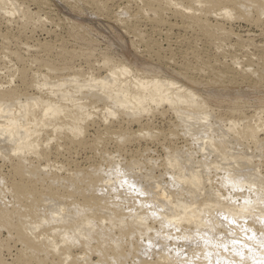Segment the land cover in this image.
<instances>
[{"label": "rangeland", "instance_id": "374dc122", "mask_svg": "<svg viewBox=\"0 0 264 264\" xmlns=\"http://www.w3.org/2000/svg\"><path fill=\"white\" fill-rule=\"evenodd\" d=\"M2 1L8 11L0 13V92L7 93L5 98L20 96L25 102L29 96L38 97L37 84L44 82V77L40 76L52 81L59 76L70 78L72 75H78L80 81L91 76L101 79L115 66L126 68L129 76L143 81L153 78L171 80L194 92L199 102L205 104V113L210 116L207 124L222 134H215L216 137H224L223 134L228 133L225 141L233 138L228 140V145L231 144L236 153L251 150L247 154H253V161L261 163L259 171L264 176V149L259 148L260 145L254 147L255 144L245 141L246 138L238 137V142L235 134L227 131L232 120L242 121L240 127L252 122L250 126L264 123V1L260 0V4L255 5L250 0H239V3L236 0V8L235 3L232 4L235 10L230 13L223 10V13L218 11V5L221 8L225 4L222 0L221 5L216 3V9L215 3L211 5L217 13L207 15L205 22V19L196 22L184 14L192 5L193 9H198L187 0H172L171 5L165 0L161 3L157 0H0V8L3 7ZM242 3L246 8L240 6ZM98 105V112L96 108L88 107L89 112L93 111L91 117L79 129L61 127L56 131L48 129L43 134L36 150L45 156L42 164L23 166L18 164L21 153H12L8 148V151H0V264H138L147 249H116L96 244L87 251L82 247L81 239L70 247V257L66 259V247L61 246L60 252L56 253L45 242H32L30 231L23 227L27 221L24 217L38 207L45 209L46 206L43 212H48L47 203L44 205L42 202V193L63 202L66 209L69 206L65 213L75 215L66 216L63 212L67 218L78 217L77 212L82 211L76 210H83L81 205L102 206L99 199L105 200L102 194L109 192L99 193L101 187L96 183L106 176L104 171L111 162L107 155L114 156L117 168L128 170V175L135 179L142 174L143 177L136 180L141 179L138 182L143 185L146 172H152L154 177L163 174L165 176L160 179L170 181L168 174L172 171L165 169L167 149L173 150L172 153L175 150L181 152L177 157L182 161L189 158L186 154L191 155L193 161L208 154V149L202 152L197 144H191L192 136L187 133L191 123L198 121V127L203 125L202 115L195 118L197 121L193 119L190 124H183L176 120L170 107L163 104L136 117L116 109L115 117L110 116L106 120L103 114L107 111L103 110V113V105ZM223 126L228 129L222 130ZM240 127L235 130L241 131L243 127ZM258 133V139H264V128ZM240 140H244L242 144L246 145L243 148ZM26 155L31 159L34 154L26 152ZM142 160L143 165L139 163ZM44 166H47V173L41 170ZM150 166L155 167L154 171ZM100 168L106 169L101 172ZM129 169H133L134 174ZM210 173L212 177L222 174L216 171L214 175V170ZM45 174L50 178L59 174L65 179L57 178L42 186L38 179L41 176L45 178ZM39 187L44 189L39 190ZM10 195H13L12 200L8 198ZM121 198H129V194H109L107 201L118 204L122 202ZM75 202L80 204V208L72 206ZM41 229L43 231L44 228ZM130 232L131 228H127L124 234ZM134 239L132 243L136 244ZM99 250L105 257L115 256L117 260L111 262L104 258L101 261L96 254ZM83 254L87 261L77 259Z\"/></svg>", "mask_w": 264, "mask_h": 264}, {"label": "bare ground", "instance_id": "6f19581e", "mask_svg": "<svg viewBox=\"0 0 264 264\" xmlns=\"http://www.w3.org/2000/svg\"><path fill=\"white\" fill-rule=\"evenodd\" d=\"M157 1L161 3V1L163 0ZM165 1L170 5L172 4V0ZM189 1L196 5L198 9H193L194 6L192 5V7L188 8L190 11H187L186 9L184 11V14H187L188 16L190 15V17H192V19H194L196 22H201L204 19L205 22V17H208L207 15L213 16V14L217 13V11L214 9H216L215 7L218 3H220L221 5V3H223L224 1L225 4H222L223 6L221 8L218 5V11L222 10L220 12H223L224 10L226 11V13H230L235 10L233 9L234 5L232 7V4L235 3V8L237 4L236 0H214L215 2L213 0H187V2ZM244 1L249 2V0ZM262 1L264 0H261V2ZM6 2H8V0ZM250 2H253V4L255 5L256 3L260 4V0H250ZM214 3L217 4L214 6L213 9V6L211 7V5H214ZM11 4H14L13 1ZM174 4L175 3H173V5ZM177 4H179V2ZM2 5L3 7L0 8V13H7V6H4L3 1ZM255 5H253V8H255ZM240 6L242 8H246L244 3L240 4ZM257 8L259 9L260 5H258ZM261 9H263V7ZM12 65L14 64L12 63ZM114 68H116V66L110 68L107 76L101 79L94 78L93 76H91L87 79L85 78L83 81H80L78 75H72L73 77L71 76L70 78H66V76L65 78H61L59 76L60 78L57 77L56 81L49 80L45 76H40L44 77V82H41V84H37V89L40 93V97L27 96L30 99L27 98V100H24L25 102L21 101L20 96L16 97V99L5 98V95H7V93L0 92V104L5 106V113L7 114V116L15 120L22 121L21 130L17 133L15 138L5 137L3 133H0V151H3V149L7 150L8 148V150L12 153H21L22 156L19 154L20 158L18 157V164H22L23 166L42 164L45 159L44 155L36 153L32 156L31 159H29V157L26 155V152L21 151V149L26 148L29 144H36L38 148L41 144L43 134H46L48 132V129H51L52 131H56L61 127H67L76 130L79 129L80 126L83 125L91 117L90 113L92 114L93 111L91 110L92 112H89L88 107H92V109L96 108V112H98L97 108H99L100 111V107L98 104L103 105V108L101 107V111L105 110L107 112L110 111L115 113V110L118 109L122 110L127 115H131L132 117H136L140 113L150 112L151 108L157 109L163 104H167L170 107V110L173 112L174 116L177 118L176 120H181L183 124H190L191 120L195 118L198 119L202 115L200 117L201 122L204 121L206 123L203 122V125L198 127V124H196L198 121L195 119L197 122H195V124L193 125L191 123V126L189 127L190 130L187 133L191 134L192 136L190 140V142L192 141L191 144H197L198 148L202 152L207 149H212L213 151L210 154L206 152L208 153L207 159L205 158L206 155H204L203 157H201L202 159L193 161L191 160V155L186 154V156H188L189 158L186 157L187 159H184L182 161L179 160V158L177 157V154L181 155V152L175 150L174 153H172L171 151L173 150L167 149L168 152L166 153H168V158L166 157L167 159L165 160V162L167 161L165 164L167 168L165 169H167V172L168 170L172 171V173L168 174L171 177L170 181L165 182L166 180H161L160 178H162V176H165L163 174H161L160 177H154L153 175H151L152 172H149L151 171V169L153 170L155 168L154 166H152L153 168L150 166L151 169L149 168V174H147L146 172V177L143 178L146 180L144 184L146 185L147 183L146 187L148 188V190L146 188V191H149L150 189L156 190L157 197L155 199L151 195L145 197H137L135 193L129 192L126 189L115 191L114 189L117 188L120 181L119 173L125 172L128 174V170L126 171V169L124 168H117V159L114 156L111 157L107 155V159L111 161L110 164L108 163L109 166L107 165L108 168H105L106 170L104 168L99 169V171L104 169L105 171H103L105 172L106 176L101 177L96 183L101 187V190L99 189V193L105 192V190L109 192L106 195L105 193L102 194V196H105V200L99 199L100 203L102 202V206L97 208V206L93 205H81V208H83V210H76L75 208L76 211H82L81 213L77 212L78 217L75 216V218L73 216L71 218H67L66 216L68 215V213L66 214V211H64L67 206L65 207L63 202L49 198L47 194L42 193V202L43 204L47 203L46 205L49 209L46 211L48 212H43L46 209V206H44V204L43 206L45 209H43V207H38L30 214L26 215V217H24L25 215L23 216L27 220L24 223L23 227L30 231V240L35 243L45 242L47 246L53 249L56 253L60 252L59 248L61 246L66 247V253H68L64 254L66 259L70 257L69 250H71L70 247L73 246V244L65 243V235L69 237L75 236V238L81 239L83 245L82 247L87 251L89 248L95 247L96 244L100 245V247L113 246L116 247V249H119L120 247H130L131 249L141 247L147 249V245L145 243H142V240L146 241L149 238L153 239L154 242H157L162 245L159 252H157L156 249H152L151 251H149L148 255H145L144 252L141 255V258H139L140 262L138 264H179L180 258L176 257L175 252L165 254V249L163 247V245L165 244L169 246L175 245L176 247H183L184 252L182 253V255L186 253L187 260L191 261L192 264H216L217 260H219L220 264H225L226 261L230 262V264H259V262L264 261V247L261 246V233H264V223H262L261 219H258V217H264V211H262V209H264V205H261L259 203L254 205L256 211L252 215V217L248 219L247 224L245 226L250 228L252 232L256 233V239L246 240L244 238V233L242 232L241 228L236 227L235 225L225 227L224 225L226 222L220 220V218L217 216L218 212H229V209L225 206L226 202H217L218 197L216 196V193L220 190L219 181H217L216 176L212 177L213 174L211 175L210 173L212 170H214V175H216L217 167H219L220 169H223L224 167H229L230 170L233 172H247V170L251 169L252 172L249 176V180L254 185L253 192L250 194L251 198L255 201L260 197H264V192H262V187H264V176H262L260 174L261 171H259L262 165L259 162L255 163L253 161V154L252 156L247 154V152H251V150L248 149V151L246 150L247 152H245L244 150L245 153H236L233 151L234 148L231 147V144H229L230 146L228 145V140H233V138H229L227 139V141H225V136L228 133L223 134L225 138L216 137L215 134H217L218 136H221L222 134L220 135L219 133H216L214 130V126L210 127V125L207 124V121L210 116L205 113V104L202 105L201 101L199 102V98L197 97V95L185 86L179 85L178 83L173 82L171 80L162 81L156 78H153L148 81H143L142 79H137L135 77L129 76V72H127V74L120 75L119 77H117L113 74ZM44 89H46V91H44ZM38 105L39 107H37ZM16 106H18L17 111L14 110V107ZM48 109H52L55 115L52 116V114L50 113L49 115L51 118L45 119L44 112ZM115 115L113 117H115ZM244 121L246 120L244 119ZM4 122V114H0V124H3ZM50 122H52V124H50ZM124 122L125 121H123V124ZM221 122L223 123V120H221ZM241 123L243 122H236L234 120L230 121L228 123L230 125H228L229 130L227 131H229V133L232 132L235 134L234 137L236 136V141H238V137L246 138L245 141L248 140L251 142V144H255L254 147L260 145L259 148L262 147L263 150V138H260V140L262 141L261 142L258 139L259 136L257 137V135L259 134L258 132L264 128V123L261 122L262 126L261 123H259V126L258 123H256L255 121V126H250L253 123L250 122L251 124H246V127L244 124L245 128L243 127V124V128L240 127ZM119 124L118 126H120ZM220 124H218V126ZM224 126L222 130L226 128L228 129V127ZM236 127H240L242 128V130L236 131ZM260 127L263 128L259 129ZM119 128H121V126ZM217 129H219L218 131H221L220 128ZM221 132L223 133V131ZM240 141L241 144L244 143V140ZM202 144L206 145V148L201 149L200 146ZM233 145L234 144H232V146ZM243 146L246 145L242 144L241 148H243ZM238 148L240 150V146ZM247 148L248 147H246V149ZM191 154L193 156V153ZM210 156H212L214 159H210ZM195 158H197V156ZM177 160H179V163H176ZM132 161L131 163L135 162ZM170 161H173V163L170 164ZM151 162L149 164H151ZM139 163L142 164L144 162L142 160V162ZM139 163L138 165L140 166L141 164ZM127 164L123 165L127 166ZM232 165H237L238 167L232 168ZM136 166L134 165V167ZM46 168L47 166H44L41 168V170L44 172ZM138 170H141V168H139ZM130 171L133 172V169H129V172ZM137 173H139V171H137ZM189 174L195 177L196 186H194L192 180L185 179V177ZM78 175L76 174V178H79ZM60 176L59 174L58 176H55L54 174V176H51L50 178L45 174V178H43L42 176L39 177L38 182L41 183L42 186H44L45 183H51L54 180H57V178L65 179V177ZM139 177H136V179ZM139 180L141 179H138L137 181ZM209 180H211L210 183L208 182ZM214 183H216V187ZM165 185H167V187H165ZM173 185H175V187ZM245 186L247 187V185ZM38 189L41 190L44 188L39 187ZM7 191V193H11L9 190ZM121 192H125L126 195L129 194V198H121L122 202L118 204H110L109 201H107V196L109 194L114 193L115 195L119 196V193ZM164 193H167V198H165V196L163 195ZM245 194L246 193H235L234 195ZM8 198L12 200L13 195L8 196ZM57 199L61 200L60 198ZM178 201L181 205L191 201L193 204L196 205V208L199 210L197 211L195 216H193L190 211L184 215L183 220L173 221L177 226L182 229L181 233H175L174 230L169 229L167 227L162 228V222L167 223L168 220H172L173 214L181 212L180 207H174ZM8 202L10 203V201ZM48 202L50 203L48 204ZM149 203L157 207L150 209L146 206ZM79 205L80 204L75 202L72 206L80 208ZM165 205H167V207H165ZM159 207H164V212H160ZM189 207H191V205H189ZM66 210H69V206ZM153 211H156L159 217H166V219H163L162 221V219L154 218L151 215ZM63 212L66 214V216L65 214H63ZM72 214L73 213H71V215ZM36 215L39 216L37 218H34L33 216L36 217ZM32 217L36 220L34 221ZM21 219L22 217H20L19 220ZM239 222L243 224L242 220ZM155 225H158V227H156ZM41 228H44L43 231ZM127 228H131V232L130 234L125 235L124 232ZM197 229H199L201 234L210 231L211 238L213 240L216 239L217 235H223V240L228 242L229 251L225 252L222 247H214L212 245H209V247L207 248L203 247L202 244L200 246H197L198 238L195 235ZM229 231H231V235H229ZM157 232H172V234L174 235L188 234L191 237V241L188 242L182 240L179 243H177L176 241H166L163 239V235H161L160 239L157 240ZM134 238L136 239V244L132 243ZM232 239L243 240V242L247 244L252 250L249 251L248 248L241 247V245H232ZM237 250L241 251L243 255L237 256L235 254ZM209 253L211 255H209ZM96 254L98 255L101 261L104 258L105 260H109L111 262H113V260H117V257L115 256L105 257L103 251L100 250L97 251ZM77 259L87 261L85 254L77 256Z\"/></svg>", "mask_w": 264, "mask_h": 264}, {"label": "snow or ice", "instance_id": "6c2138e0", "mask_svg": "<svg viewBox=\"0 0 264 264\" xmlns=\"http://www.w3.org/2000/svg\"><path fill=\"white\" fill-rule=\"evenodd\" d=\"M128 70L124 67H116L113 69V74L117 77L120 75L127 74ZM52 114V116L55 115L52 109H48L44 112V118L49 119L51 118L49 114ZM0 114H4L5 122L3 124H0V133H3L5 137L9 138H15L17 133L21 130V120H15L7 116L5 113V106L0 104ZM114 112H107L105 119L107 120L110 116H114ZM51 142V141H50ZM201 149L206 148V145L202 144ZM36 144H29L26 148L21 149L23 152H29L31 154H36ZM213 150L208 149V153L210 154ZM207 159V154L205 156ZM219 159V158H218ZM173 161H170V164H172ZM176 163H179V160L176 161ZM232 168H237V165H232ZM221 175H217L216 179L219 181V191L216 193V196L218 197V203L220 201L226 202V207L229 209V212H218L217 216L220 218V220L226 222L225 227L235 225L236 227L241 228L242 232L244 233V238L246 240H255L256 239V233L252 232L250 228L246 227L248 219L252 217V215L255 213L256 209L254 207L255 204L259 203L261 205H264V197H260L257 200H253L251 198V193L253 192L254 185L250 182L249 176L252 172L251 169L245 171H236L233 172L230 170L229 167H224L222 170L217 167V172H221ZM120 181L115 191H119L122 189H125L135 193L137 197H145L148 195H151L154 199L157 197V192L154 189H150L149 191L144 190V186L141 185L134 177H131L125 172H120ZM171 179V177H170ZM185 179L192 180L194 186H196L195 177L189 174L185 177ZM209 183L211 180L208 181ZM247 185V187L245 186ZM175 187V185H173ZM167 187V185H165ZM262 192H264V187H262ZM235 193H246L245 195H234ZM165 198H167V193L163 194ZM191 205V207H189ZM148 208L152 209L154 207H157L151 203L146 205ZM167 207V205H165ZM174 207H180L181 212L173 214L172 220H168L167 223L162 222V228L167 227L169 229L174 230L175 233H181L182 229L177 226L173 221L175 220H183L184 215L191 211L192 215L195 216L197 211H199L196 208V205L193 204L191 201H189L186 204L181 205L179 201ZM160 212H164V207H159ZM264 211V209H262ZM151 215L154 218L157 219H166L161 218L157 215L156 211H153ZM258 219H261L262 223H264V217H258ZM243 221V224H241L239 221ZM251 233V234H249ZM231 231H229V235H231ZM161 235H163V239L166 241H176L179 243L180 241H191V237L188 234L183 235H174L172 232L168 233H162L157 232L156 238L157 240L160 239ZM196 237L198 238L197 246H200L201 244L203 247L207 248L209 245H212L214 247H222L225 252L229 251L228 242L223 240V235H217L216 239L213 240L211 238V232H205L203 234L200 233L199 229L196 230L195 233ZM65 243L68 244H78L80 241L75 238V236L69 237L65 235L64 237ZM142 243H145L147 245V251H145V255H148L149 251L152 249H156L157 252L160 251L162 245L154 242L153 239L149 238L146 241L142 240ZM232 245H241V247L248 248L249 251L252 249L243 242V240L240 239H232L231 240ZM261 246L264 247V233H261ZM165 249V254L175 252L176 257H179V264H192L191 261L187 260L186 253L182 255L184 252L183 247H176L175 245L169 246L167 244L163 245ZM237 256H242V252L237 250L235 252ZM209 255H211L209 253ZM216 264H220L219 260L216 261ZM225 264H230V262H225ZM259 264H264V261L259 262Z\"/></svg>", "mask_w": 264, "mask_h": 264}]
</instances>
